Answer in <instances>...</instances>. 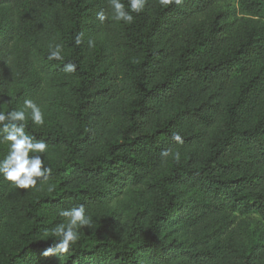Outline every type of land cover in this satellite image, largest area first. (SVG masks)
Segmentation results:
<instances>
[{
  "label": "trees",
  "instance_id": "trees-1",
  "mask_svg": "<svg viewBox=\"0 0 264 264\" xmlns=\"http://www.w3.org/2000/svg\"><path fill=\"white\" fill-rule=\"evenodd\" d=\"M101 10L0 0V111L40 106L26 131L52 168L30 189L0 178V264H264V0H146L132 24ZM80 204L92 227L44 256Z\"/></svg>",
  "mask_w": 264,
  "mask_h": 264
},
{
  "label": "clouds",
  "instance_id": "clouds-1",
  "mask_svg": "<svg viewBox=\"0 0 264 264\" xmlns=\"http://www.w3.org/2000/svg\"><path fill=\"white\" fill-rule=\"evenodd\" d=\"M161 6H168L172 3L180 5L182 0H159ZM111 10V16L105 14L103 10L96 13L97 20L103 24L111 18L116 22L132 24L134 16L132 13L139 14L144 10L146 0H127V10L122 0H107ZM83 33L75 37L77 46L82 44ZM89 48L95 46L92 39L88 41ZM48 59L62 60V45L56 44L50 46ZM63 70L66 73H75L77 65L73 62L64 64ZM34 126H43L45 123L44 114L40 106L33 99H25L19 108L12 109L8 112L0 111V144H5L6 154L0 159V178L8 183L10 188L30 189L37 187L38 181L44 183L52 175V168L45 163L48 144L44 139H37L26 131L29 119ZM172 139L179 144L184 140L179 133H173ZM162 157L167 158L170 155L179 162L180 152H173L166 149L161 152ZM49 191H52L51 186ZM59 216L64 218V222L57 224L51 229H45V235L49 232L55 239L52 246L47 248L43 255L51 256L59 254L63 256L69 252L70 247L74 245L79 238V229L92 227L91 218L86 215L85 206L80 204L70 208H62Z\"/></svg>",
  "mask_w": 264,
  "mask_h": 264
}]
</instances>
